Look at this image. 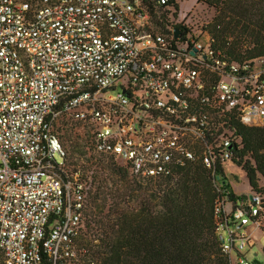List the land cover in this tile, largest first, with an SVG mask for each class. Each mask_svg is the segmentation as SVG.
<instances>
[{
  "label": "built area",
  "instance_id": "built-area-1",
  "mask_svg": "<svg viewBox=\"0 0 264 264\" xmlns=\"http://www.w3.org/2000/svg\"><path fill=\"white\" fill-rule=\"evenodd\" d=\"M177 3L0 0V264H97L89 177L64 172L60 128L140 183L199 162L218 196L221 254L252 264L245 229L261 232L264 195L231 201L221 180L240 148L235 125L264 127V57L224 56L197 16L177 20Z\"/></svg>",
  "mask_w": 264,
  "mask_h": 264
},
{
  "label": "trees",
  "instance_id": "trees-1",
  "mask_svg": "<svg viewBox=\"0 0 264 264\" xmlns=\"http://www.w3.org/2000/svg\"><path fill=\"white\" fill-rule=\"evenodd\" d=\"M204 2L215 11L210 22L202 21L213 48L233 61L264 57V0ZM157 13L164 22L168 20L166 11L151 9L157 25ZM235 127L240 148L234 151L233 163L242 169L251 192L264 195L259 186L260 180L264 181V127ZM58 133L67 154L64 172L81 170L89 177L84 235L97 264H230L220 252L215 233L213 211L218 196L210 172L199 162L178 169L174 177L140 183L113 158L93 153L79 135L64 128ZM65 142L73 144L71 158ZM78 160L89 169L108 171L120 181L129 176L142 189L147 187L137 192V204L133 206L126 197L135 189L126 186L119 192L108 191L104 180L96 186L93 173L84 171ZM236 199L239 197L230 196L231 201ZM96 218L101 238L92 245L87 230Z\"/></svg>",
  "mask_w": 264,
  "mask_h": 264
},
{
  "label": "rangeland",
  "instance_id": "rangeland-1",
  "mask_svg": "<svg viewBox=\"0 0 264 264\" xmlns=\"http://www.w3.org/2000/svg\"><path fill=\"white\" fill-rule=\"evenodd\" d=\"M177 9V20L183 21L188 19L190 16H197V19L200 20V23L202 21L207 20L210 22L215 14V11L213 8L208 7L204 0H178V3L176 4ZM71 139L69 138L68 141ZM72 141V140H71ZM65 147L68 150L69 158L73 155V144L69 142H65ZM78 165L82 166L84 171H88L90 173H93V176L96 178L94 179L95 185H98V181L104 180L106 182V189L108 191H115L117 190L122 191L123 188L126 186H129L131 189H135L136 192L133 194H129L128 197H126V201L135 206L137 204V198L138 193L140 190H143L138 183L133 181L129 176L126 180L120 181L119 178H117L115 175L111 174L108 171L90 168L88 164L86 163H80L78 160ZM224 172L227 178L225 181L222 179L221 181L224 182V184L234 193L237 197L240 196H246L251 192V189L249 187L248 181L242 171V169L231 163H226L224 165ZM259 186L264 189V181L261 179L259 182ZM230 207V204H226V209L228 210ZM93 212V209H92ZM95 223L91 225L90 230H87L88 238H90L91 244H97V239L101 238V229L98 224V219H94ZM245 231L247 233H251L253 235V239L250 241V245L242 251L247 258L252 262V264H264V223L260 231H253L251 228H246ZM234 258H232L233 260Z\"/></svg>",
  "mask_w": 264,
  "mask_h": 264
},
{
  "label": "water",
  "instance_id": "water-1",
  "mask_svg": "<svg viewBox=\"0 0 264 264\" xmlns=\"http://www.w3.org/2000/svg\"><path fill=\"white\" fill-rule=\"evenodd\" d=\"M180 34L179 30L178 29H174V36L175 37H178Z\"/></svg>",
  "mask_w": 264,
  "mask_h": 264
},
{
  "label": "crops",
  "instance_id": "crops-1",
  "mask_svg": "<svg viewBox=\"0 0 264 264\" xmlns=\"http://www.w3.org/2000/svg\"><path fill=\"white\" fill-rule=\"evenodd\" d=\"M234 196H236L234 193H232Z\"/></svg>",
  "mask_w": 264,
  "mask_h": 264
}]
</instances>
